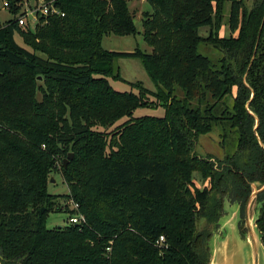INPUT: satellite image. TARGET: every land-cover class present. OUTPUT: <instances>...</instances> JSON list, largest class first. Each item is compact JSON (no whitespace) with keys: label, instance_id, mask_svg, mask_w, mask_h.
Here are the masks:
<instances>
[{"label":"trees","instance_id":"obj_1","mask_svg":"<svg viewBox=\"0 0 264 264\" xmlns=\"http://www.w3.org/2000/svg\"><path fill=\"white\" fill-rule=\"evenodd\" d=\"M8 1L16 12L19 0ZM44 1L64 15L41 16L33 29L16 17L0 25V264H207L224 202L243 214L251 183L264 184V0L250 9L243 0H146L151 53L102 46L106 35L138 32L126 0ZM118 57L139 58L155 90L123 79ZM156 107L162 116H133ZM122 117L109 137L93 129ZM214 127L224 144L233 135L235 151L197 156V137ZM56 163L62 196L47 190ZM56 198L75 201L85 222L48 228L49 213L62 208ZM256 201L264 245V189Z\"/></svg>","mask_w":264,"mask_h":264},{"label":"rangeland","instance_id":"obj_2","mask_svg":"<svg viewBox=\"0 0 264 264\" xmlns=\"http://www.w3.org/2000/svg\"><path fill=\"white\" fill-rule=\"evenodd\" d=\"M129 2V0H127ZM257 0H243V3L245 4V7L247 9H250L253 5V3ZM38 0H19L16 3V6L18 7L17 11L15 12L13 8H11L9 1L8 0H0V25H5L7 23V20L10 18L18 17L20 16L25 10H32ZM145 7H147L149 10H152V7L149 5V3L145 2ZM229 10H230V3L229 1H226L224 4V21L223 25L220 29V34L222 36H228L230 34L229 28L226 26V21L229 15ZM134 22L137 28V33L134 35H129V36H117L114 34L106 35L102 39V46L107 49V50H114V51H133L134 49H139L144 53H151V47L148 46L143 38H142V25H141V19L134 17ZM225 25V26H224ZM21 27H24L22 25ZM34 27L31 26L30 29H33ZM198 32L200 35H206L207 34V27H200L198 29ZM238 30L235 31L233 34L237 35ZM15 40L17 43L20 45L26 47V44L23 39V35L17 33L15 35ZM28 47V46H27ZM203 54L214 58L221 56V53L212 48L211 46H204L200 47L199 49ZM41 55V54H40ZM115 66L119 69L120 75L122 76L123 79L129 82H136V81H141L143 83V86L150 90H155V85L153 82L149 79L142 62L139 58L136 57H118L115 60ZM111 86L118 90V91H133V93L138 94L139 93V87L133 86L130 87L129 84L125 81H119V80H113L112 78H108ZM39 81V82H38ZM41 78L40 76H37V82L40 83ZM146 97L148 100L151 101H156L155 97L152 95L147 94ZM37 99H41V94H37ZM164 113L163 107H156V108H138L133 112V116H141V115H154V116H162ZM128 117H122L118 121H116L112 125H97L94 126L93 129L98 130V131H103L105 132L106 135H111L117 130V126L121 123H123L125 120H127ZM233 137V135L231 136ZM229 137L228 140H226L225 144L222 142V137H221V128L220 127H214L211 132L207 134H202L199 135L196 139V142L194 144V151L193 153L196 154L197 156L200 157H206L207 155H211L217 159H223L225 155L228 152H234L235 151V146L232 144V138ZM193 178L196 180V183L199 187H203L204 183L200 179L198 173L193 174ZM51 180H53L51 182ZM262 185L258 182H253L251 183V191L254 189H259ZM47 190L49 193L52 195H60L62 196L63 194L68 192V187L66 183L64 182L62 178V169H61V163H56L54 164V168L52 171L49 172L48 175V186ZM56 201L61 202V209L57 212L53 211L50 212L47 220H46V225L48 228H53L55 226H61L64 225L67 220H68V213L67 210H69V203H64L63 198H56ZM66 204V206H64ZM232 204L234 203H224V209L227 212H230L232 209ZM238 204V203H237ZM259 208V205H257L256 197L253 198L250 204L249 208V216H253L256 214V210ZM66 211V212H65ZM229 214V213H228ZM224 214L221 215L224 216ZM220 217V218H221ZM238 222H237V228H238V233L240 236L241 240H246L247 242L251 243L250 241V235L247 232L246 229V224H245V219H244V212L242 214L241 212V206L239 205V213H238ZM200 225L199 227L201 228L202 226L204 227V223L202 220H200ZM208 228H213L211 226H207ZM220 226L217 225L215 229H213V234H217L215 237V246L218 247L219 243L222 242V239L228 234L222 229L220 231ZM254 234L257 239V232L254 229ZM211 236V237H212ZM215 247V248H216Z\"/></svg>","mask_w":264,"mask_h":264},{"label":"water","instance_id":"obj_3","mask_svg":"<svg viewBox=\"0 0 264 264\" xmlns=\"http://www.w3.org/2000/svg\"><path fill=\"white\" fill-rule=\"evenodd\" d=\"M246 106H248V102L246 103ZM257 126L258 119L256 117L255 126L253 128L255 134ZM257 139L259 141V144L262 145L258 136ZM72 156L73 154L70 152L68 154V157L63 160V167L67 166V163L72 158ZM52 181L53 180H51V182ZM263 189L264 184H262L259 189H254L253 191H251L244 208V219L247 232L250 235L251 243L247 242L246 240L243 241L240 239L237 228V221L239 220V204L234 203L232 204V209L230 210V212H227L224 209L225 215L218 220L220 231L226 228V232L228 234H226L224 239H222V242L219 243L218 247L215 246V237L217 234H213V236L209 240L208 245L210 256L207 264H264V245L261 242L260 233L256 226L258 209L256 210L255 215L251 217L249 216L251 201ZM225 202L228 203L229 201L226 200ZM226 222L229 223L226 224ZM254 229L257 232V239L253 231Z\"/></svg>","mask_w":264,"mask_h":264},{"label":"built area","instance_id":"obj_4","mask_svg":"<svg viewBox=\"0 0 264 264\" xmlns=\"http://www.w3.org/2000/svg\"><path fill=\"white\" fill-rule=\"evenodd\" d=\"M52 14H57L63 16L64 13L53 4L52 1L45 2L44 0H38L36 6L32 10H25L20 16L17 17V22L20 26L29 24L33 27L37 24V21L41 16H48ZM69 208L73 210L72 214L68 215V223L71 224H81L85 222L84 215L78 211V204L69 200ZM164 240L163 236L159 238L158 243Z\"/></svg>","mask_w":264,"mask_h":264},{"label":"crops","instance_id":"obj_5","mask_svg":"<svg viewBox=\"0 0 264 264\" xmlns=\"http://www.w3.org/2000/svg\"><path fill=\"white\" fill-rule=\"evenodd\" d=\"M145 2H147V1L146 0H129V2L127 1L128 8L134 17L141 19L143 12H146V11L150 12L151 11L147 7H145ZM227 223H229V222H226V224ZM224 231H225V228H224Z\"/></svg>","mask_w":264,"mask_h":264}]
</instances>
